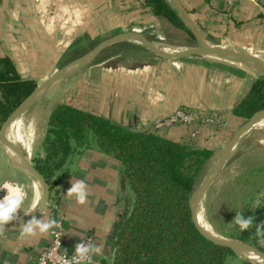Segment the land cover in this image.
<instances>
[{"label":"crops","instance_id":"1","mask_svg":"<svg viewBox=\"0 0 264 264\" xmlns=\"http://www.w3.org/2000/svg\"><path fill=\"white\" fill-rule=\"evenodd\" d=\"M181 2L204 39L246 45L244 49L264 48V0H239L231 7L224 0ZM158 23L164 24L144 0H0V57L8 56L22 78L40 81L58 69L60 60L74 47L131 25L153 28ZM252 81L243 73H213L202 65L172 58L154 59L135 68L95 63L57 82L45 95L52 99L46 118L57 103L64 102L121 125L154 122L152 131L215 153L240 127L241 118L232 109ZM180 106L221 110L228 126H202L194 137L191 125H158ZM77 180L87 185L84 204L67 195ZM51 181L49 204L37 219L62 222L63 248L68 252L81 242L101 249L91 262L81 264H111L116 236L134 201L123 164L93 143L75 148ZM51 229L46 233L36 229L35 235L23 238L22 226L0 233V264H33L49 245Z\"/></svg>","mask_w":264,"mask_h":264},{"label":"trees","instance_id":"2","mask_svg":"<svg viewBox=\"0 0 264 264\" xmlns=\"http://www.w3.org/2000/svg\"><path fill=\"white\" fill-rule=\"evenodd\" d=\"M144 1L164 24L196 40L170 0ZM135 46L153 59L161 58L145 46ZM35 89L34 81L22 78L8 56L0 57V118L10 116ZM261 108L264 76L252 81L232 113L247 120ZM93 143L123 164L134 194L132 209L116 236L111 264H255L205 238L192 220L190 200L198 175L213 155L211 149L151 129L133 131L103 115L59 102L48 117L44 155L37 166L51 183L75 148ZM250 217L253 226L243 232L238 226L236 237L264 251L258 242L264 237L256 235L255 227L264 222V201Z\"/></svg>","mask_w":264,"mask_h":264},{"label":"rangeland","instance_id":"3","mask_svg":"<svg viewBox=\"0 0 264 264\" xmlns=\"http://www.w3.org/2000/svg\"><path fill=\"white\" fill-rule=\"evenodd\" d=\"M170 1L174 4L172 0ZM156 25L157 27L153 28H148L150 26L145 25H131L126 28L140 27L144 29V27H147L150 31L156 29L159 31V34L151 35V38L158 41L162 46L185 47L199 45L198 41L191 39L185 32L181 30L172 28L168 24L158 23ZM115 32L116 31L108 33L98 40L87 41L81 47L79 46L70 49V51H68L60 60V63H58V69L78 56L87 53L97 43ZM207 41L216 45H233V47H230V49L242 52H252L251 48H253L248 47L247 49H244V46L246 45L230 43L228 41ZM135 45L140 46L142 44L135 40L118 42L104 50L91 64L103 62L107 67L135 68L141 67L144 64L154 60L152 54L146 52L145 50H137ZM255 48L259 47H254V49ZM157 59L171 58L161 57ZM178 60L202 65L209 68L213 73L218 72L224 73L225 75L243 73L248 79L252 80L256 79L257 77L264 76L263 73L254 72L253 73L255 76H251L243 71L240 65L225 61L220 58L202 59L197 57L192 58V60ZM49 97L50 95L41 98L22 116L25 124L34 118L37 119L39 121L38 126L41 128V137L35 143L32 154L29 158L33 159L34 164H38L39 158L43 157L44 155L43 141L48 127L46 109L49 107L48 104L52 100H49ZM245 121L246 120L241 119L240 125H242ZM234 132L235 131H232L231 134L226 137L224 145L230 140ZM222 147H219L215 153H213L212 157L203 167L202 171L197 177L194 191L200 185V183L215 169L217 157ZM5 183L19 186L24 193V200L16 214V217L21 216L23 213H26L29 210L32 182L27 173H25V171H23L10 159V157L5 152V148L0 140V199H3L6 195L4 189H2L4 187L3 184ZM50 184H52V181ZM263 201L264 128H256L247 132L232 151L221 173L205 192L201 201L200 210L211 228L215 231V234H219L227 238L241 240L236 237L238 234V225H236L234 221L236 213H242L245 218L250 217L252 211ZM239 258L247 260L241 255H239Z\"/></svg>","mask_w":264,"mask_h":264},{"label":"water","instance_id":"4","mask_svg":"<svg viewBox=\"0 0 264 264\" xmlns=\"http://www.w3.org/2000/svg\"><path fill=\"white\" fill-rule=\"evenodd\" d=\"M175 4V6L180 11L181 15L183 16L187 26L193 33V35L196 38V41L199 42V45L196 46H169L174 48V54L175 56H168L161 54L149 46L144 45L147 49H149L151 52L164 57V58H172V59H183V60H192V58H197L198 56L196 53L191 51L189 48H196L201 47L207 52L217 54L220 57V59H223L225 61L231 62V63H241V64H250V63H258L261 66H264V59L262 57H259L256 54L252 53H246L241 51H232L229 49L223 48L221 45L211 44L207 40H205L198 28L196 27L193 19L190 16V13L188 10L184 7L181 0H172ZM135 28V27H134ZM147 27L140 28L139 31H135L133 28H123L121 30L116 31L112 35L104 38L99 43H97L90 51L87 53L78 56L77 58L73 59L63 67H60L59 69H56L53 73L45 77L44 79L40 81H34V87H42L47 84L51 83H57L61 81L62 79L72 75L73 73L77 72L78 70L82 69L83 67L93 63L98 56L106 50L108 47L126 40H147L152 39L151 35H158L159 31L156 32L150 31ZM148 30V32H147ZM216 112H222L221 110H216ZM264 115V108H261L257 110L250 118H248L240 127L234 132L230 140L222 147L215 164V169L200 183V185L196 188V190L193 192L191 200H190V207H191V214H192V220L198 229V231L208 240L221 245L228 247L232 249L235 253L238 255L243 256L248 261L256 263L252 259L246 257L244 254L246 253H252L256 255L258 258L264 261V251L256 247L254 244L243 241V240H237L232 238L223 237L221 235H215L209 232L199 221L198 215L200 212V205L202 198L207 191V189L210 187V185L214 182V180L218 177V175L221 173L222 169L224 168L226 162L228 161L232 151L235 149L241 138L249 132L254 124L260 120V118ZM9 115L3 116L0 118V140L3 146H6L13 150L18 156H20L22 159H24L28 165L31 167V169L34 170V174L36 175V179L40 183L41 189H42V196L39 201V204L37 208L32 211L31 213L16 217V219L6 223L4 225V230L13 229L19 226L26 225L29 221L32 219H37L47 208L50 198H51V184L48 178L40 171L37 164L33 163V159L27 158L26 153L24 150L13 143L9 138V133L6 127V120L8 119ZM153 123H148L144 125H137L135 127L132 126H126L127 128L133 130V131H149Z\"/></svg>","mask_w":264,"mask_h":264},{"label":"bare ground","instance_id":"5","mask_svg":"<svg viewBox=\"0 0 264 264\" xmlns=\"http://www.w3.org/2000/svg\"><path fill=\"white\" fill-rule=\"evenodd\" d=\"M138 42L143 43L146 46H149L153 50L164 54L168 56H175L174 54V48L169 46H162L159 43H154L150 40H136ZM223 47V46H222ZM225 49L233 50L230 48L223 47ZM191 51L196 53L198 57H205V58H220L221 56L217 54H213L210 52H207L201 47L196 48H189ZM252 52H246V53H252L256 54L259 57H262L264 59V48H251ZM242 52V51H241ZM237 65H240L241 68L246 69L248 71L254 72V73H263L264 74V66L259 65L258 63H250L246 65H242L241 63H238ZM57 83H51L44 85L42 87H37L27 98L13 111V113L8 117L6 120V127L9 133L10 140L15 143L16 145L20 146L24 152L27 155V158L29 160L32 151L34 149V145L37 142L38 139L41 137V128L38 126L39 121L37 119H32L28 123H24V120L22 118V115L39 99H41L43 96L48 94L54 86H56ZM256 128H264V115L260 118L258 122H256L252 129ZM5 152L10 157V159L19 166L31 179L32 186H31V199H30V205L29 210L26 213H23L21 216L27 215L34 211L41 199L42 196V189L40 186V183L36 179V175L34 174V170L31 169V167L28 165V163L22 159L20 156H18L13 150L10 148L4 146ZM10 184V183H5ZM3 184V185H5ZM12 185V184H11ZM5 193L7 194V190L4 189ZM18 216V217H21ZM198 219L200 223L212 234H215V231L211 228L207 220L204 218L203 214L201 213V210L198 215ZM217 235V234H215ZM246 257L252 259L256 263L264 264V261L258 258L256 255L252 253H246L244 254Z\"/></svg>","mask_w":264,"mask_h":264},{"label":"clouds","instance_id":"6","mask_svg":"<svg viewBox=\"0 0 264 264\" xmlns=\"http://www.w3.org/2000/svg\"><path fill=\"white\" fill-rule=\"evenodd\" d=\"M2 189L7 190V194L3 199H0V233L4 230V225L14 219H16V214L24 200V193L19 186H14L11 184H5ZM69 197L74 196L78 203L84 204L87 200L88 191L87 185L84 180H77L71 184V187L67 191ZM235 224L239 226V229L243 232L248 230L253 226V218H245L242 213H236L234 218ZM57 222L55 220H50L49 222H42L38 219H32L26 225L22 226L21 237L27 235H35L36 229H39L40 233H46L49 229L56 226ZM256 235L258 237H264V222L256 224ZM259 244L264 245V238L259 239ZM101 249L95 245H86L81 242L75 245V256L74 260L77 264L87 260L91 261L93 254L100 253Z\"/></svg>","mask_w":264,"mask_h":264},{"label":"built area","instance_id":"7","mask_svg":"<svg viewBox=\"0 0 264 264\" xmlns=\"http://www.w3.org/2000/svg\"><path fill=\"white\" fill-rule=\"evenodd\" d=\"M224 1L229 7H231L239 0ZM158 125L163 127L173 125H191L195 128L192 133L195 137L202 126L224 128L228 126V123L224 113L222 112H216L205 108L180 106L160 121ZM51 234L52 239L49 245L36 255L33 264H77V261L73 259L75 256V250L68 252L63 248L61 221H57L56 226L51 229ZM91 261L85 260L81 263H89Z\"/></svg>","mask_w":264,"mask_h":264}]
</instances>
